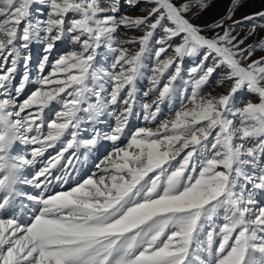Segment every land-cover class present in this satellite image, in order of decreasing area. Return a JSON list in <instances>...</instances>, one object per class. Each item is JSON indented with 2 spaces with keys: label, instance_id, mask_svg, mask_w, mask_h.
Returning <instances> with one entry per match:
<instances>
[{
  "label": "snow or ice",
  "instance_id": "6c2138e0",
  "mask_svg": "<svg viewBox=\"0 0 264 264\" xmlns=\"http://www.w3.org/2000/svg\"><path fill=\"white\" fill-rule=\"evenodd\" d=\"M216 2L148 0L143 15L131 16L122 4L136 9L139 0H0V213L14 210L18 197L30 202L21 205L26 219L0 217V264H264V206L253 198L264 191V54L256 55L264 38L248 42L264 30V8L236 18L243 0H227L222 14L196 23ZM34 3L46 6L43 21L30 19ZM121 28L142 34L120 39ZM66 36L79 48L45 75ZM34 40L45 54L31 81L24 50ZM101 47L115 55L109 68L95 65ZM197 57L183 79L185 59ZM145 71L151 87L143 95H156L138 103ZM214 77L223 92L204 91ZM30 82L37 87L21 100ZM242 92L255 101L234 108ZM177 99L179 107L163 115ZM118 103L114 126L97 130ZM53 104L60 108L46 121ZM81 112L93 125L85 139ZM133 117L149 126L129 129ZM101 141L113 149L97 173L52 191V170L65 153L84 148L87 159ZM58 144L43 167L23 175ZM14 145L33 147L17 154ZM67 176L54 179L63 185ZM21 182L39 191H19Z\"/></svg>",
  "mask_w": 264,
  "mask_h": 264
},
{
  "label": "rangeland",
  "instance_id": "374dc122",
  "mask_svg": "<svg viewBox=\"0 0 264 264\" xmlns=\"http://www.w3.org/2000/svg\"><path fill=\"white\" fill-rule=\"evenodd\" d=\"M226 5H227V0H217V2L213 5V7L211 9L209 11L205 12L195 22L198 24H205V23L209 22L214 17L222 14ZM150 6L151 5L148 3V0H139V5L136 9L128 8L126 5L122 4V11L128 15H131V16H140V15H143L147 11L148 7H150ZM261 8H264V0H243V7L236 13V18H239L240 16H242L244 14L254 12V11L259 10ZM46 15H47V8L45 5H41L38 3H34L32 5V11H31L30 19L33 21V23H35L37 21H43L44 19H46ZM23 26L24 25H21V27H23ZM141 34L142 33H140L139 30L121 28L116 33V36L120 39H127L128 37L139 36ZM241 34H243V32ZM42 35H43V33H41V36ZM260 38H264V30H257L256 35L251 37L248 42L257 41ZM127 47L129 48L130 52H134V51L138 50V45H127ZM156 47H158V46L153 43L152 45H150V51L148 53H146L144 62L146 65H148L149 68H151L154 64L153 57H154V52H155ZM78 48H79V45L74 44L72 42L71 38L68 36H66L63 40L59 41L57 43L56 48L53 50V52L51 53V55L49 57L48 64L44 70V74L47 75L51 71V66L53 64V61L56 58H58L62 54H66L68 51L78 49ZM24 53L31 55V62L28 65V70L30 72L31 81H35L40 75L39 71H38V65L42 61V57L45 54L44 53V45L41 41L34 40L30 44L29 49L24 50ZM262 54H264V53H262L260 51H257V53H256L257 56L262 55ZM114 58H115V55L113 53L109 52L106 48L101 47L98 50V56H97V59L95 61V65L97 67L109 68V66H110V64ZM198 61H199V57H197L195 59H189V58L185 59L184 64H183V68H182V73H181V76L183 77V79L189 78L188 77V69L191 68L192 66H194L196 63H198ZM24 71H25V69L23 67V61L21 60L18 64V67H17V73H16V79L17 80L21 77V75L23 74ZM150 74L151 73L145 71V77L143 79L137 81V89H138L137 101H138V103L151 101L152 99H154V97L156 95V93H154V92L150 93L149 96H147V97H145L143 95L144 91L148 90L151 87L149 80L147 79V77ZM216 78L217 77H214L212 80H210L209 85L205 86V88H204L205 92L211 91V92H213V94L223 92V90H224L223 87L215 84ZM91 83L92 82L89 81L90 86H91ZM163 83H164V81L162 80L161 86L163 85ZM176 86L178 88L182 87L183 86L182 80L178 79L176 81ZM36 87H37L36 83L30 82L27 85L26 90L23 93V95L20 97V99L22 100L25 96H27ZM106 87H108L110 90V86H106ZM248 98H251L253 101H255V97H250L249 93H247V92L239 93L234 98L233 107L239 108V107L243 106V104L246 102V99H248ZM122 107H123V105L120 103H118L117 105L111 106L108 109V111L114 112L115 114L112 116H109L106 113L104 116L100 117L99 118L100 122L95 125L96 129L100 130L102 132H106L109 130L110 127L114 126L115 116L119 114V111ZM178 107H179V100L178 99L173 103L171 109L168 107V105L166 103L162 108V114L163 115H171L172 112L175 109H177ZM59 108H60L59 105L53 104L50 109H46L44 112V119L46 121L48 119H50L52 117L53 111L59 110ZM80 116L84 117V123H82L81 128L86 129V131H81L80 138L85 139L91 135V130H92L93 125H92V123L87 121V114L86 113L81 112ZM141 116H142V114H141ZM230 118H233L235 120V117H230ZM238 122L239 121L236 120V123H238ZM142 126H149V125H147L146 122H144L142 120V118L133 117L129 122V129H131V130L137 129V128L142 127ZM150 126L154 127L155 125L153 124ZM126 142H127L126 139H122V141L120 143L124 144ZM31 147H33V146L14 145L13 146V152L17 153V154H27L28 150ZM59 147H60V145L58 144L56 148L49 149L47 152H45L43 157H46V160H47L50 156H52L53 154L54 155L56 154ZM112 149H113V145L110 142L101 141L96 146V148L91 153L88 154L87 159H85L83 156V153L85 152L84 148H80L79 150H75V149L69 150L67 153H65L64 159L61 160L60 163L58 164V166L52 170V172L54 174H52L53 180H52V185L50 186L51 190L52 191H58L59 188H60L59 191L60 190H69L71 187L75 186L78 181H82L87 176L92 175L94 173H97L98 170L96 169L95 165L97 163H99L106 155L110 154ZM69 160L71 161V163H68ZM60 170L67 172V174H68L67 184L61 185L59 182H57L54 179V177H56V176L64 177L65 173H63V174L61 173L60 175H57V173ZM35 171L33 170V172H35ZM33 172H31V173H33ZM27 186L28 185H24L21 182L17 185V189L19 191L23 192L26 188L27 191L28 192L30 191L32 194H36L39 191L38 189H34V188L29 186L31 189L30 190L29 187H27ZM253 198L258 202L257 206H264V191L255 190L253 192ZM19 204H20V206H19ZM22 204L30 206L29 201L26 202V200H24V199L21 200V198L18 197L15 201V205H16L15 209L14 210L10 209L7 212L0 213V217H7V216L12 215L13 212H15V214L21 220L26 219L27 207H24L25 209L23 208L21 210ZM18 209H20V210L17 211ZM201 239H204L203 235L201 236Z\"/></svg>",
  "mask_w": 264,
  "mask_h": 264
},
{
  "label": "bare ground",
  "instance_id": "6f19581e",
  "mask_svg": "<svg viewBox=\"0 0 264 264\" xmlns=\"http://www.w3.org/2000/svg\"><path fill=\"white\" fill-rule=\"evenodd\" d=\"M25 151V150H24ZM26 153V152H25ZM54 155V154H53ZM46 160V157H41V158H38V160H37V163L33 166V167H30V168H27V169H25L24 170V172H23V175L24 176H30L31 175V172H33V170L35 171L36 169H39V168H41V167H43V162ZM63 174V173H67L66 171H59L58 173H57V175H60V174ZM52 174H54L53 172H52ZM24 185H26V184H24ZM62 185V184H61ZM64 185V184H63ZM27 187H29V186H27ZM63 187V186H62ZM29 189H30V187H29ZM60 189V188H59ZM59 189H58V191H59ZM31 190V189H30ZM23 192H28L27 191V189L25 188V190L23 191ZM28 193H31L30 191L28 192ZM32 194V193H31ZM21 198V200H23L24 198L23 197H20ZM25 200V199H24ZM26 202H27V200H26ZM24 204V203H23ZM19 206H20V204H19ZM25 209V208H24ZM20 209H18L17 211H19ZM22 210V209H21ZM16 211V212H17ZM4 216V215H3Z\"/></svg>",
  "mask_w": 264,
  "mask_h": 264
}]
</instances>
